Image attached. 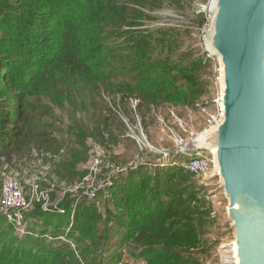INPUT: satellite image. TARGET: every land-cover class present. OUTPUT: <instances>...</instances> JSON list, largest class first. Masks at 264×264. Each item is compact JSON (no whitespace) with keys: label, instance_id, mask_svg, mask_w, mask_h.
<instances>
[{"label":"trees","instance_id":"trees-1","mask_svg":"<svg viewBox=\"0 0 264 264\" xmlns=\"http://www.w3.org/2000/svg\"><path fill=\"white\" fill-rule=\"evenodd\" d=\"M161 1L0 0V161L34 150L63 153L59 175L74 177L89 155L80 115L96 116L92 135L113 145L128 131L125 119L157 126L160 110L168 118L170 107L209 97L211 59L194 58L173 28L139 31L146 15L135 6L154 9ZM180 163L150 168L139 161L118 179L104 212L84 201L72 219L68 196L60 205L65 214L33 212L40 228L22 238L0 218V264H117L125 247L146 264H200L180 251L198 244L186 225L198 200L195 176ZM101 223L118 237L111 252L99 244Z\"/></svg>","mask_w":264,"mask_h":264},{"label":"rangeland","instance_id":"rangeland-1","mask_svg":"<svg viewBox=\"0 0 264 264\" xmlns=\"http://www.w3.org/2000/svg\"><path fill=\"white\" fill-rule=\"evenodd\" d=\"M211 3L212 0H162L154 9L135 6L146 15L141 20L139 31L173 28L182 33L179 40L184 49H192L194 58L212 60L214 66L210 88L213 91L209 97L204 96L198 100L195 107L181 106L177 109L170 107L167 111H171V117L168 118L166 113L160 110L157 113V126L145 127L140 121L135 124L125 119L128 131L125 137L119 139L120 142L113 145L100 143L96 135H92L93 129L96 131L95 127L99 124L96 116L80 115L82 117L80 125L88 133L86 144L89 154L87 161L76 168L79 175L84 174L81 178L79 175L65 178L59 175L58 164L63 153L52 154L47 150H34L30 156L3 157L0 161V218L4 221L2 226L7 227V230L13 229L19 238L31 234L35 232L34 230H39L42 221L34 217L33 212L41 209L44 213L60 211V214H65L66 209L60 205L68 196L73 198L72 219L77 206L84 201L89 205L98 206L104 212L103 202L112 200V194L119 183L118 179L133 171L139 161H147L146 165L150 168L157 166L169 168L182 166L180 162L184 160L183 167L187 170L186 165L192 154L197 153L206 155L207 169L205 172L192 173L195 176L194 190L198 200H194V214L186 225L194 227L191 234H194L198 244L196 247L180 251L184 256H192L199 260L200 264H235L233 231L226 210L228 203L220 188L212 154L207 150H192L197 147L194 141L213 124L212 122L218 120L220 115V64L218 58L207 48ZM0 74L4 78L2 83H6L4 68ZM57 116L62 123L71 122L68 114L62 117L61 112H58ZM108 136L106 134L105 138ZM154 160L160 164L156 165ZM9 180L17 182L22 189L27 201L25 207L6 209L3 206L2 190ZM109 207L115 209L112 201ZM104 228L105 225L101 223L98 237L102 239L99 243L101 249L111 246V249L104 251L105 253L114 249L118 237L113 230L105 233ZM106 237L108 239L104 240ZM46 239L50 241L51 237ZM67 240L70 248L79 253L78 244L73 239ZM89 244L90 242L83 245L96 246ZM121 252L122 258L117 264H146V259L137 257V252L132 247H125Z\"/></svg>","mask_w":264,"mask_h":264},{"label":"water","instance_id":"water-1","mask_svg":"<svg viewBox=\"0 0 264 264\" xmlns=\"http://www.w3.org/2000/svg\"><path fill=\"white\" fill-rule=\"evenodd\" d=\"M210 13L220 115L194 145L212 154L235 264H264V0H212Z\"/></svg>","mask_w":264,"mask_h":264},{"label":"built area","instance_id":"built-area-1","mask_svg":"<svg viewBox=\"0 0 264 264\" xmlns=\"http://www.w3.org/2000/svg\"><path fill=\"white\" fill-rule=\"evenodd\" d=\"M212 123L214 124V122ZM192 150H196V147ZM206 160H207L206 155L201 157L196 156L195 158L192 157L191 160L187 163L186 169L189 172L196 174L199 171L205 172L207 169ZM2 204L6 209L7 208L17 209V208L25 207L27 205L26 198L24 197L22 189H20L17 182L9 180L8 182L5 183L2 190Z\"/></svg>","mask_w":264,"mask_h":264},{"label":"bare ground","instance_id":"bare-ground-1","mask_svg":"<svg viewBox=\"0 0 264 264\" xmlns=\"http://www.w3.org/2000/svg\"><path fill=\"white\" fill-rule=\"evenodd\" d=\"M196 149H198V150H200L201 151V149H199L198 147H196ZM195 155V156H194ZM196 156H199V157H201V156H205V155H197V153H195V154H192V156H191V158L193 157V158H195ZM215 167V166H214ZM215 170L217 171V169L215 168Z\"/></svg>","mask_w":264,"mask_h":264}]
</instances>
